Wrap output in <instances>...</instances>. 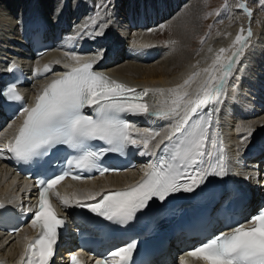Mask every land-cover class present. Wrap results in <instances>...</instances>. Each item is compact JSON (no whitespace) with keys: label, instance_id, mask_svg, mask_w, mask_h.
<instances>
[{"label":"snow or ice","instance_id":"snow-or-ice-1","mask_svg":"<svg viewBox=\"0 0 264 264\" xmlns=\"http://www.w3.org/2000/svg\"><path fill=\"white\" fill-rule=\"evenodd\" d=\"M260 4L264 7V0H260ZM237 7L249 18L252 17V9L245 3L239 2ZM244 31L241 28V33L235 36L233 45L238 47L227 56V62H222L221 55H217L210 67L191 73L182 84L169 88L167 91L171 94L170 103L165 101L167 106L157 110H150L146 102H138L147 95V90H137L112 80L103 73L94 71L92 61L81 63L80 56L65 54L70 55L78 66L66 65L70 71L51 80L37 95L34 105L25 104L22 107L21 114L25 116L23 123L6 149H0V159L26 163L34 157L46 156L50 150L62 146L77 150L75 155L59 162L61 168L58 172L37 181L40 187L39 202L31 224L39 231L25 246L21 264H50L55 254L59 229L65 224L64 218L58 216L49 198L50 190L69 176L73 180L84 179L72 169H96L101 176L117 171L98 164L108 152L123 153L129 146H134L142 148L141 155H151L155 154L154 149L160 148L165 140L171 145L162 148V152L169 154L168 157H161L156 163L147 165L143 177L134 185L114 191H90L83 196L84 201L95 203H81L79 198L76 199L75 206L86 207L117 225H127L133 221L137 213L146 208L154 198L164 201L175 192H192L208 176L227 174L220 134L213 130L218 126V118L214 120L213 117L220 111L218 106L222 102L224 84L232 73L233 64L249 46L253 35L250 26L246 35H243ZM102 34L103 31L94 33ZM226 51L228 50L224 48L219 50L221 54ZM96 55L102 59L103 52L98 51ZM56 63L59 64V61ZM51 70V65H45L43 72L37 69V75L42 76ZM201 71L208 73V76L198 85L194 94H190L189 88ZM216 71L220 72L219 76L214 74ZM156 91L163 94L165 89ZM0 96L12 101L23 100L15 84L0 90ZM86 108L91 109L95 115L86 114ZM204 109H208L205 115H199ZM122 114L170 118L174 120V124L170 134L157 141L160 136L158 131L136 127L123 119ZM193 117H196L195 122H191ZM252 132L253 129L248 127L247 135L241 138V142L246 141ZM133 133H136L135 137ZM173 140L175 143H172ZM91 141H101L107 147L93 148L89 144ZM153 141L156 142L150 147ZM5 151L10 155L5 156ZM216 151L221 155L215 163L210 159L208 166L204 167L205 157L212 158ZM55 196L64 208L73 206L69 197L61 196L59 192ZM136 247L135 240L129 241L111 251L108 257L95 260V264H131ZM78 257L79 253L71 255L70 264H82ZM194 262L264 264V208L258 209L245 223L216 234L179 257V264Z\"/></svg>","mask_w":264,"mask_h":264},{"label":"bare ground","instance_id":"bare-ground-1","mask_svg":"<svg viewBox=\"0 0 264 264\" xmlns=\"http://www.w3.org/2000/svg\"><path fill=\"white\" fill-rule=\"evenodd\" d=\"M20 1L21 0H16L15 6H17ZM41 1H43V3ZM41 1L32 0L17 22L14 20L16 18H10L6 14L7 12L0 9V67L5 59H10L12 57H18L21 63L29 67L32 61L29 60L28 53L24 47L25 39H23L22 30L26 25H30L31 21L39 17H42L44 22L50 21V24H52L55 18H58L60 14L65 12L66 22L71 27L70 31L66 33L67 36L64 34V37H66L62 42V46L65 49L48 52L42 58L52 56L55 58L56 62L59 61L58 65H65L72 60L70 55H65L66 53L76 55L67 48H75V46H77L78 48H76L80 49L83 45L81 41L86 38L85 34L87 32L95 28L96 32L103 31L101 36L113 47V58L118 59L116 63L110 64V62H108L105 66L106 71L122 78V80L127 83L145 87L147 90V102L151 110L166 107L167 104H165V101L170 103L171 100V94L167 90L169 88H174L177 84H182L191 73L210 67L217 55H221L222 62H227V56L231 55L238 47V45H233L235 36L241 33V28L245 29L243 35H246V30L250 26L253 35L249 40V46L245 48L243 54L237 59L236 63L233 64L232 73L230 74L231 82H229V79L225 81L222 102L218 106L220 111L216 113V119L218 118L217 127L222 134L223 143L229 152L227 174L220 177H238L239 180L242 181L243 186L247 189V194L253 200V189L257 186L258 188L264 186V177L262 178L260 175L257 177V170L254 168L257 159L251 157L261 146H263V148H261L260 151L264 149V110H260L259 108L260 103L264 104V28H262V26L260 27L258 23L259 19L262 20L261 17H263V14H261L260 17L255 16L249 18L242 11L238 13L235 12L236 14L233 15L231 13L230 17H228L230 21L224 24L219 33L211 35L210 40L206 43L201 52L198 55H194L193 52H188L187 49L190 48L189 43L192 38L198 35L199 22H197V12L193 13L191 10H188L181 13L177 18V22H180L182 26L181 29H177V25L175 24H168L169 26L166 29L167 25L164 26L163 23L165 19L168 20L166 18L167 13L173 11L175 5L180 3L181 0H170L171 2H169V0H140L141 2H145L138 3V7L135 5L131 6L133 0H112L115 5H113L114 7H112L107 18H102L100 11H102L103 7L110 1L106 3L105 0H93V3L88 2V5L91 3L90 5L95 7V11H97V4H99L100 8L98 7L97 15L89 21L84 20V16L91 12L93 8L90 10V8L82 4V1L80 3H78V1L77 4L75 3L73 5L74 11H71L66 5L52 7V4H49L47 0ZM200 1L203 2L204 0ZM207 4H209L208 1ZM131 7L133 8L132 10ZM121 8L128 9L129 13L132 15L135 14V12L140 13V8H144L143 11L145 13L147 10L150 11L147 19L148 21L153 20V18L156 19V23H159L160 19L164 21L151 30L143 29L136 32L133 31L132 34L127 35L126 15L120 16L119 13ZM134 9L138 10L135 11ZM206 12L201 18V25L203 28L208 16L215 15V10L213 9L210 10L207 8ZM129 13H127V15ZM96 18H98V20H96ZM74 21L77 22V26L72 25ZM161 26H163L164 29H162ZM53 28L54 26L52 29ZM165 29L166 31H164ZM163 34H169L171 36L169 40L175 39L176 42L174 44L162 42L161 35ZM128 42L149 46L150 49L148 52L156 56L153 60L150 59V61L125 59L123 58L125 56V43ZM221 48L227 49L228 51L221 54L219 52ZM209 49H211V51H209ZM110 57L111 54L108 58ZM238 62H243V67L240 71L234 70ZM193 65L196 67L194 68ZM216 67L218 68L219 66L216 65ZM214 74L219 76L220 72L216 71ZM207 76L208 73L200 72V75L196 77L191 88H189L190 94H194L195 89ZM38 83L40 82H34L31 86L26 88V91L31 93ZM160 88L165 89L163 94L156 91V89ZM234 89L235 93L230 95L228 91H233ZM231 97L235 99L232 103L230 101ZM249 105L253 107L252 113H248L247 106ZM145 120L146 122L139 123L137 127L149 129L154 132L158 131L160 136L157 137V141L169 135L174 124V120L170 118L146 117ZM14 123V121H8L0 128V149L7 140ZM248 127H251L253 132L246 141L241 142V138L247 135ZM155 142L156 141L150 143V147H152ZM141 173V168L136 167L135 169L126 170L118 174L113 173L94 177L91 180L65 182L56 192H59L61 196L69 197L73 204L77 198L83 200V196L87 192H97L102 189L109 190L116 186L127 185L134 182L139 178ZM260 181L263 182L260 183ZM21 188V181L15 179L10 170L0 165V199L8 201L16 197L14 204L17 208L20 207V205L22 207L25 205L32 207L34 205V198L25 197V195L20 192ZM73 194H75V196ZM54 199L57 205L62 208V211L68 209L61 205L56 196ZM31 233L32 230L28 225H24L23 228L15 234L0 232V255L9 259L15 258L22 251L24 236L30 235ZM181 244L182 239L180 237L171 239L164 246L163 253L155 259L152 264H156L157 261L162 258L169 257L172 251L180 247Z\"/></svg>","mask_w":264,"mask_h":264},{"label":"rangeland","instance_id":"rangeland-1","mask_svg":"<svg viewBox=\"0 0 264 264\" xmlns=\"http://www.w3.org/2000/svg\"><path fill=\"white\" fill-rule=\"evenodd\" d=\"M15 1L16 0H0V2H1L0 3V9L3 10L4 12H7L6 14L10 18L11 17H13L12 19L16 18L14 20L17 22L19 20V18L21 17L22 13L26 10L27 6L30 4V2L32 0H21L17 6H15ZM47 1L49 4L50 3L52 4L51 5L52 7H59V6H65L66 5L71 9V11H74L73 5L75 3L77 4L78 1H79L78 3H80L82 1V4L87 6V8H90V10L93 8V10H91V12H89L88 14H86L84 16V20H86V21H89L91 18L96 16L97 12H98V7L100 8L99 4H97L96 5L97 11L94 10L95 7L90 5L91 3H93V0H61V1L60 0H52V1L47 0ZM105 1H106V3H107V1H110V2L106 6L103 7V10H102L103 12L100 11L102 18H104V17L107 18L111 12L112 7H114L113 5H115L112 2V0H105ZM207 1L209 4H207ZM41 2L43 3V1H41ZM88 2H91V3H89V5H88ZM140 2H141L140 0L139 1L133 0V2L131 3V6L135 5L136 7H138L139 6L138 3H140ZM144 2L145 1H143L141 3H144ZM169 2H171V1L169 0ZM239 2H242V3L246 2L247 7L252 9V11H253L252 17H255V16L260 17L261 14H263V17H261L262 20L259 19L258 23H259L260 27L262 26V28H264V20H263L264 19V7H261L260 0H238V1L237 0H204L203 2H201L200 0H181L180 3L175 5L173 11H170L169 13H167L166 18L168 20L165 19V21H164L163 19H160V22L162 23L164 21L163 22L164 26L167 25L166 29L169 26L168 24H175V25H177V29H179V28L181 29L182 26L180 25V22H177V18L181 15V13L188 11V10H191L193 13L197 12V19H198L197 22H199V24H198V27H199L198 35H197V37L192 38V40L189 43L190 48L187 50H188V52H191V53L193 52L194 55H198L201 52V50L204 48L206 43L210 40L211 35H216L217 33H219L220 30L223 28L224 24L226 22L228 23L230 21L228 18V17H230V14L232 13V15H233V14H236V13L242 11L241 9H239L237 7V4ZM71 3H72V5H71ZM20 4H21V7H20ZM206 7L210 10H212V9L215 10V15L208 16V19L205 22L206 24L203 28V26L201 25V18L203 15H205V12L207 11ZM132 9L133 8L131 7V10ZM134 10L137 11L138 9H134ZM127 13H129L128 9L121 8L119 14H120V16H122V15H126ZM205 19H206V17H205ZM214 19H215V21H214ZM96 20H98V18H96ZM178 25H180V26H178ZM162 29H164V27H162ZM166 29L164 31H166ZM175 30H176V28H175ZM136 31H138V29H136ZM170 37L171 36L169 34L168 35L163 34V35H161V41L162 42H170L171 44H174L176 42V40L175 39L169 40ZM202 40H203V43L201 42ZM171 44H170V46H171ZM171 49H172V46H171Z\"/></svg>","mask_w":264,"mask_h":264}]
</instances>
